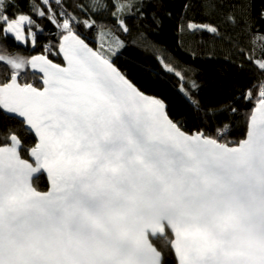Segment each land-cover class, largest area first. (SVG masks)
<instances>
[{"label":"snow or ice","instance_id":"1","mask_svg":"<svg viewBox=\"0 0 264 264\" xmlns=\"http://www.w3.org/2000/svg\"><path fill=\"white\" fill-rule=\"evenodd\" d=\"M26 4L0 0V264H264V28L249 0H188L178 28L182 45L208 33L256 69L236 97L252 104L243 113L235 101L204 106L190 66L143 29L126 39L129 19L162 26L164 0ZM193 9L208 22L189 18ZM44 20L54 31L42 51L21 54ZM129 47L159 70L121 64ZM169 75L203 127L187 130L188 116L174 119L144 90ZM225 114L243 118L241 138H229Z\"/></svg>","mask_w":264,"mask_h":264},{"label":"trees","instance_id":"2","mask_svg":"<svg viewBox=\"0 0 264 264\" xmlns=\"http://www.w3.org/2000/svg\"><path fill=\"white\" fill-rule=\"evenodd\" d=\"M22 10L28 11L26 0H19ZM188 0H164L163 12H171V16H164L162 26L158 29L152 24L151 19L143 21L128 20V25L132 28L131 36L126 39L131 40L139 29H143L147 37L155 41L161 48L166 49V55L172 60L178 62L180 66H190L193 71L187 73L190 79H195L200 85L199 99L206 107H219L220 105H228L235 101L240 107L241 113L252 107L251 103H245L242 99L236 100V97L241 95L249 87L252 86L260 76L256 69L249 64L243 56L237 54L236 49L229 51L230 45L222 43L220 40L213 38L208 33H198L194 36L185 35L183 45L181 44V36L178 33V28L181 23L180 16L184 14L183 5ZM252 10V15L256 17V26L264 28V21H261L258 12L264 9V0H249ZM189 18H192L196 23H206L208 18L198 14L196 9L190 10L187 13ZM81 18H84L83 16ZM100 19V17H96ZM109 23H112L110 14L105 16ZM45 31L38 36V45L33 50L29 42L27 47L21 46L18 50L21 54L32 56L39 54L42 51L43 45L48 42L50 31H54L53 26L47 20L41 21ZM83 31V29H81ZM89 37L91 46H96L95 31L86 32ZM55 40V37H51ZM10 48L15 49L16 45L9 39L3 41ZM243 43V41H242ZM246 46V45H245ZM189 49L196 52L195 57ZM229 56V59H225ZM125 58L128 61H136L146 63L149 66L159 70V65L154 57L146 54L140 49L129 47L124 51V56L120 63H125ZM242 65V66H241ZM167 83L164 81H154L145 85L144 90L149 95H158L164 98L168 104V110L174 119L180 116H188L186 128L189 131H195L204 125L201 121L194 118V114L190 112L189 106L185 102L182 95L179 93V81L175 76H167ZM255 91V90H254ZM221 120L234 121L233 134L230 139H239L246 131L241 116L228 117L226 114L220 117ZM209 132L213 131V127L207 128ZM36 186L39 190H47V182L42 174L36 178Z\"/></svg>","mask_w":264,"mask_h":264},{"label":"water","instance_id":"3","mask_svg":"<svg viewBox=\"0 0 264 264\" xmlns=\"http://www.w3.org/2000/svg\"><path fill=\"white\" fill-rule=\"evenodd\" d=\"M37 55V54H36ZM46 178V182H47V185H48V180H47V175L46 174H43Z\"/></svg>","mask_w":264,"mask_h":264}]
</instances>
